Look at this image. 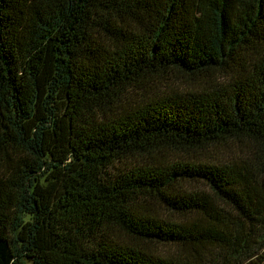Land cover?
<instances>
[{
  "label": "trees",
  "instance_id": "trees-1",
  "mask_svg": "<svg viewBox=\"0 0 264 264\" xmlns=\"http://www.w3.org/2000/svg\"><path fill=\"white\" fill-rule=\"evenodd\" d=\"M0 264H264V0H0Z\"/></svg>",
  "mask_w": 264,
  "mask_h": 264
}]
</instances>
